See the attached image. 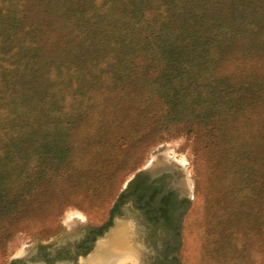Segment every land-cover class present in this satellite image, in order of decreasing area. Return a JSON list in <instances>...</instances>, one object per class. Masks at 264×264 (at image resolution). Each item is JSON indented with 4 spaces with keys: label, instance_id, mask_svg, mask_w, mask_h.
I'll return each mask as SVG.
<instances>
[{
    "label": "trees",
    "instance_id": "1",
    "mask_svg": "<svg viewBox=\"0 0 264 264\" xmlns=\"http://www.w3.org/2000/svg\"><path fill=\"white\" fill-rule=\"evenodd\" d=\"M238 54L264 55V0H0V249L73 201L102 206L141 145L185 129L233 139L264 105V74L217 75ZM109 104L124 115L79 147ZM260 137L214 176L227 183L206 196L198 264H264ZM220 216L224 240L206 232Z\"/></svg>",
    "mask_w": 264,
    "mask_h": 264
},
{
    "label": "rangeland",
    "instance_id": "2",
    "mask_svg": "<svg viewBox=\"0 0 264 264\" xmlns=\"http://www.w3.org/2000/svg\"><path fill=\"white\" fill-rule=\"evenodd\" d=\"M56 36L57 33L52 38L54 39ZM216 73L217 75H229L234 81H242V79L255 74H264V55L238 54L237 56H230L221 62ZM125 108L126 106L123 104H119L117 107L112 104L106 105L97 118L85 122L86 124L76 131V134L80 136L76 137L79 139V147L81 144L84 146V143L88 141H94L93 143L96 144L107 123L109 121L113 123L117 117L123 116ZM234 131L233 139H230L226 144L222 143L220 148L213 146L208 141L204 131L189 132L187 129L179 130L144 146L141 145L139 149L133 151L139 152L137 160L119 172L115 188L102 206L91 207L87 201L79 199L69 203L57 217L41 223L39 227L17 231L13 238L0 249V264H8L13 255L20 252L30 241L37 238L47 239L55 234L61 229L65 221L74 215H81L93 222L103 220L114 201L123 192L128 181L143 169L158 151L162 150L183 162L189 176L192 186V204L183 223L181 260L183 264H198L197 244L195 243L197 240L196 229L203 219L206 196L212 189L210 187L215 188L212 189L211 194L213 192L220 193L227 183L225 179L223 181L215 180L214 176L218 174L221 178L226 177L227 172L231 170L229 168L231 166L229 154L235 152L237 155L239 148L245 142L254 144L260 142V135L264 137V105L255 103L252 111L246 112L239 119ZM96 147L94 148L96 149ZM97 150L99 149L97 148ZM78 154L80 153L78 152ZM238 209H240L239 204ZM211 214L214 217V211ZM229 219V216H220L217 220L209 219L206 232L217 234L224 240L225 235L233 229L232 224H229Z\"/></svg>",
    "mask_w": 264,
    "mask_h": 264
},
{
    "label": "flooded vegetation",
    "instance_id": "3",
    "mask_svg": "<svg viewBox=\"0 0 264 264\" xmlns=\"http://www.w3.org/2000/svg\"><path fill=\"white\" fill-rule=\"evenodd\" d=\"M191 192L184 163L158 151L128 181L103 220L74 215L47 239L27 243L8 264H91L89 257L98 255L99 247L118 228L130 229L140 255L136 261L124 255L106 264H183V223L192 204Z\"/></svg>",
    "mask_w": 264,
    "mask_h": 264
},
{
    "label": "bare ground",
    "instance_id": "4",
    "mask_svg": "<svg viewBox=\"0 0 264 264\" xmlns=\"http://www.w3.org/2000/svg\"><path fill=\"white\" fill-rule=\"evenodd\" d=\"M129 230L130 229L128 228H118L114 232L112 231L113 233L111 232L108 235V237L110 235L111 236L106 241V243L99 247L98 255L93 254L91 257H89V263L91 262V264H94L95 262H101L102 264H106L113 261L116 262L124 255H126V257L122 258H133L132 260L136 261L138 258L137 255H140V250L136 246V241H131L130 237L132 234L129 232Z\"/></svg>",
    "mask_w": 264,
    "mask_h": 264
}]
</instances>
